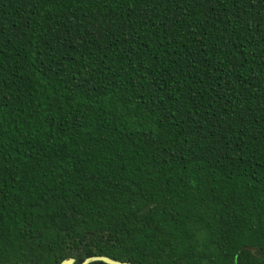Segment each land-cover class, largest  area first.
I'll return each mask as SVG.
<instances>
[{
  "label": "trees",
  "instance_id": "trees-1",
  "mask_svg": "<svg viewBox=\"0 0 264 264\" xmlns=\"http://www.w3.org/2000/svg\"><path fill=\"white\" fill-rule=\"evenodd\" d=\"M93 255L264 264V0H0V263Z\"/></svg>",
  "mask_w": 264,
  "mask_h": 264
},
{
  "label": "water",
  "instance_id": "water-1",
  "mask_svg": "<svg viewBox=\"0 0 264 264\" xmlns=\"http://www.w3.org/2000/svg\"><path fill=\"white\" fill-rule=\"evenodd\" d=\"M94 261H103L107 264H132L130 262L114 259L107 255H93L87 257L81 264H89ZM0 264H28V263H0ZM61 264H77L74 257L63 260Z\"/></svg>",
  "mask_w": 264,
  "mask_h": 264
}]
</instances>
